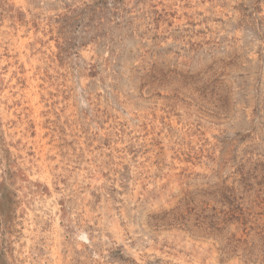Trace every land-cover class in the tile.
I'll return each instance as SVG.
<instances>
[{
    "label": "rangeland",
    "instance_id": "rangeland-1",
    "mask_svg": "<svg viewBox=\"0 0 264 264\" xmlns=\"http://www.w3.org/2000/svg\"><path fill=\"white\" fill-rule=\"evenodd\" d=\"M0 264H264V0H0Z\"/></svg>",
    "mask_w": 264,
    "mask_h": 264
},
{
    "label": "bare ground",
    "instance_id": "bare-ground-1",
    "mask_svg": "<svg viewBox=\"0 0 264 264\" xmlns=\"http://www.w3.org/2000/svg\"><path fill=\"white\" fill-rule=\"evenodd\" d=\"M35 92V91H34ZM39 105V104H38ZM37 115V114H36Z\"/></svg>",
    "mask_w": 264,
    "mask_h": 264
}]
</instances>
